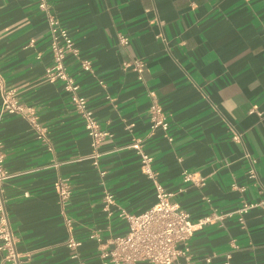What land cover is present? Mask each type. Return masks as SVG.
<instances>
[{
	"label": "crops",
	"instance_id": "obj_1",
	"mask_svg": "<svg viewBox=\"0 0 264 264\" xmlns=\"http://www.w3.org/2000/svg\"><path fill=\"white\" fill-rule=\"evenodd\" d=\"M49 2L81 57L92 61V72L72 55L66 65L110 136L95 166L92 139L64 83L44 77L53 58L39 0H0L5 86L45 129L41 139L27 116L2 112L0 91V141L11 174L3 194L17 250L30 254V264H102L103 250L128 232L122 214L156 203L154 183L130 148L141 138L157 179L192 221L223 216L195 232V264H224L227 254L233 264H264V206L245 223L237 213L245 202H264L245 157L256 160L264 186V0ZM134 59L145 62L143 81L125 67ZM150 90L169 118L171 141L161 130L150 135ZM185 172L203 182H185ZM62 178L71 186L66 202L57 188ZM106 193L114 197L108 209ZM70 239L80 245L69 247Z\"/></svg>",
	"mask_w": 264,
	"mask_h": 264
},
{
	"label": "built area",
	"instance_id": "obj_2",
	"mask_svg": "<svg viewBox=\"0 0 264 264\" xmlns=\"http://www.w3.org/2000/svg\"><path fill=\"white\" fill-rule=\"evenodd\" d=\"M39 9L45 14L50 34V49L53 63L46 68L44 77L50 83L61 81L65 90L70 94L72 104L85 123V129L92 139L93 154L89 157L95 166H99L101 157L100 147L107 141L109 133L101 128L100 122L95 117L94 111L89 107L88 99L81 95L80 85L76 79L69 74L66 59L72 55L80 60L82 70L93 71L92 61L82 58L79 48L68 28L64 27L55 13L52 11L49 0H39ZM119 42L127 45L129 40L126 36L120 35ZM126 68H131L138 75V80L143 81L145 72V62L141 59H134L125 64ZM0 91L2 95L1 111L9 114L24 115L29 118L35 131L41 139L45 137V129L39 124L37 115L33 108L22 104L14 89H7L0 71ZM150 97V107L148 111L150 121V135L161 130L168 136L170 128L169 118L164 111L155 91L148 92ZM242 133L233 130L232 139L242 143ZM130 148L136 151L142 165V171L147 175L155 186L156 203L149 210L140 214L123 213V217L128 223V232L112 240V248L103 250L101 254L102 264H180L179 259L184 257L186 264H195L190 256V241L195 232L206 225L221 221L223 216L217 213L205 216L197 221H192L190 215L182 210L173 201L175 193L166 190L157 179V174L153 169V157L145 150V140L134 139ZM250 162L248 177L255 185L262 190V185L257 170L256 160L248 153L245 156ZM4 145L0 141V264H30V254L21 253L17 250V237L14 235L3 194V183L11 177L5 167ZM104 175V172H102ZM185 182L201 184L203 179H197L194 173H184ZM58 193L61 201L66 202L71 196V186L68 179H59L57 182ZM245 188L242 187L241 190ZM113 195L106 193L104 197L105 208L114 202ZM264 206V202H245L237 210L240 223H245V215L255 207ZM80 245L73 239L69 241V247L75 248ZM208 262L212 258H207ZM224 264H233L232 256H225Z\"/></svg>",
	"mask_w": 264,
	"mask_h": 264
}]
</instances>
